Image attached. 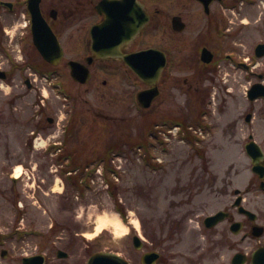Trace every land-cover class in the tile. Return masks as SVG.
I'll use <instances>...</instances> for the list:
<instances>
[{"label":"rangeland","instance_id":"obj_1","mask_svg":"<svg viewBox=\"0 0 264 264\" xmlns=\"http://www.w3.org/2000/svg\"><path fill=\"white\" fill-rule=\"evenodd\" d=\"M256 2L260 12L264 11V0ZM8 27L11 33L18 31ZM63 70L53 76L15 71L0 81V264H21L23 256L42 252L48 257L47 264H86L98 251L132 253L134 257L130 233L137 228L154 241L161 234H151L153 229L173 231L174 236L164 239L175 244L172 253L183 261L195 258L199 249L214 241L215 228H205L204 219L226 206L223 194L229 192L232 200L235 188L247 186L243 173L231 177V186L224 177L228 173L225 167L234 157V145H228L225 152L215 150L212 132H205L206 138L199 143L172 141L164 150L152 147L163 162H146L137 152V143L150 136L147 128L163 121L151 120L138 105L135 94L143 88L140 80L122 68L119 74H100L95 66L91 81L82 85ZM28 74L36 78L32 88L26 83ZM115 88L120 93L113 106L102 96L115 93ZM102 107L118 117H130L131 122L125 130L114 123L104 127L98 116ZM87 108L88 119L83 116ZM73 114L74 121L70 119ZM222 123L216 134L219 144L226 124ZM196 125L202 127L204 121L198 120ZM53 134L61 150L46 153L41 146L33 147L36 135L44 144ZM109 148L112 153L107 161L115 160L122 167L119 173L108 172L103 164L95 166ZM66 153H71L73 166L80 169L67 165L61 156ZM19 163L23 174L15 179ZM94 167L97 169L91 173ZM241 235L232 236L240 242ZM3 248L8 250L6 257H2ZM58 249L69 256L57 257Z\"/></svg>","mask_w":264,"mask_h":264},{"label":"flooded vegetation","instance_id":"obj_2","mask_svg":"<svg viewBox=\"0 0 264 264\" xmlns=\"http://www.w3.org/2000/svg\"><path fill=\"white\" fill-rule=\"evenodd\" d=\"M31 5L39 6L35 21L39 44L29 0H0L1 74L8 77L24 67L30 74L39 72L43 47L50 57L60 58L58 64L45 60L55 72L60 68L70 72V60L88 63L92 59L88 63L92 75L98 66L100 74H119L122 68L136 76L124 56L145 51L148 65L153 59L163 64L156 83H144L136 76L143 88L159 89L151 106L142 108L151 120H164L152 128H162L169 117L183 123L209 118L213 148L224 152L228 145L235 148L225 167L227 184L234 182L233 171L235 175L244 171L248 182L244 191L235 189L233 201L229 192L223 194L228 202L219 210H224L226 218L214 227L208 249L205 245L195 258L183 261L172 253L175 244L164 240L174 236L173 231L153 229L151 234L161 237L154 241L143 236L147 242L141 249L134 242L138 233L133 232L130 264H144L142 257L149 251L159 252L156 264H240L241 258L243 264H262L255 257L264 256V95L255 100L246 96L244 115V90L247 93L255 86L253 94L264 92V11L260 12L256 0H31ZM21 25L23 54L11 52L8 59L14 35L8 26L20 29ZM95 49L104 54L98 55ZM30 82L34 85L32 78ZM119 93L115 88V93L104 92L102 97L114 106ZM98 116L104 127L121 122L125 128L131 122L130 117H118L103 107ZM222 121L227 125L219 144L216 134ZM245 127L249 130L244 131ZM239 228L241 234L244 231L242 243L232 236ZM238 254L242 257L234 259Z\"/></svg>","mask_w":264,"mask_h":264},{"label":"water","instance_id":"obj_3","mask_svg":"<svg viewBox=\"0 0 264 264\" xmlns=\"http://www.w3.org/2000/svg\"><path fill=\"white\" fill-rule=\"evenodd\" d=\"M29 7L33 15L34 32H37V30H35V21L38 18L37 14L39 13V7L38 5L36 7L30 5ZM35 42L39 44L37 38ZM97 43L98 41L95 39V46L97 45ZM41 51L48 60L58 62V58L57 60H55L49 56V50L41 47ZM99 53L102 54L100 51ZM124 59L131 66V68L134 69V71L147 83L155 82L161 75L163 64L156 59H153L152 64H150L151 66L148 65L146 52L144 51L132 55H126ZM70 65L72 67V75L75 79L82 82H87L90 79L91 73L85 65H83L79 61H71ZM157 95V87L144 89L139 92L138 100L144 107H148ZM221 214L222 212H219L215 215L209 216L206 220L207 225L211 226L218 222V220L221 219ZM135 240L137 244L141 242L138 236H136ZM2 255H6V250H3ZM58 256L66 257L68 256V254L62 250H59ZM158 256L159 255L156 252L147 253L144 256L145 264L150 263L151 260L157 259ZM22 261L23 264H45L46 257L44 254H36L33 256H25ZM88 264H128V262L123 257L114 252H97L90 257Z\"/></svg>","mask_w":264,"mask_h":264},{"label":"bare ground","instance_id":"obj_4","mask_svg":"<svg viewBox=\"0 0 264 264\" xmlns=\"http://www.w3.org/2000/svg\"><path fill=\"white\" fill-rule=\"evenodd\" d=\"M17 170H18V172H17V173H18V175H17V176H19V175L21 174V173L19 172V171H20V167H18V169H17Z\"/></svg>","mask_w":264,"mask_h":264}]
</instances>
